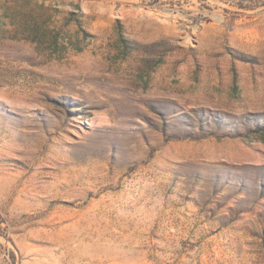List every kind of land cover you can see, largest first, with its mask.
I'll return each mask as SVG.
<instances>
[{
    "label": "rangeland",
    "instance_id": "1",
    "mask_svg": "<svg viewBox=\"0 0 264 264\" xmlns=\"http://www.w3.org/2000/svg\"><path fill=\"white\" fill-rule=\"evenodd\" d=\"M0 264H264V0H0Z\"/></svg>",
    "mask_w": 264,
    "mask_h": 264
}]
</instances>
